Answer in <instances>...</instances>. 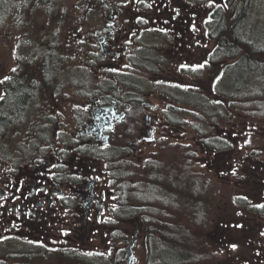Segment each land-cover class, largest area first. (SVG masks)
Segmentation results:
<instances>
[{
	"label": "flooded vegetation",
	"instance_id": "af4514ba",
	"mask_svg": "<svg viewBox=\"0 0 264 264\" xmlns=\"http://www.w3.org/2000/svg\"><path fill=\"white\" fill-rule=\"evenodd\" d=\"M226 1L0 0V263L30 244L45 258L66 249L79 264L77 243L97 231L105 209L103 231L113 235L106 206L116 193L103 187L104 166L183 132L191 114L180 105L221 103L200 82L224 62L204 45L210 14ZM148 75L153 90L143 85ZM142 230L123 239L126 248Z\"/></svg>",
	"mask_w": 264,
	"mask_h": 264
},
{
	"label": "rangeland",
	"instance_id": "374dc122",
	"mask_svg": "<svg viewBox=\"0 0 264 264\" xmlns=\"http://www.w3.org/2000/svg\"><path fill=\"white\" fill-rule=\"evenodd\" d=\"M247 5L250 11L249 18L253 13V24L262 25L260 22H264V0H231L226 3L224 10L232 19ZM204 47H207L211 53L216 43L210 41ZM231 64V61H224L221 65L210 66L208 76L205 75L204 82H200L211 97H214V90L217 89L224 95L220 99L221 104L224 103L222 105L225 106L223 117L207 118L206 123L211 131L204 140L211 142V138L225 139L228 141L227 151L205 150L201 146V138L193 128L192 113L199 111L196 108L180 105L179 109L191 114H184L186 124L183 125L185 127L183 132L173 131L169 133L171 137L157 145H146V149L134 153L131 160L126 162L129 165L123 164L122 161L120 166H115L117 164L114 162L112 169L109 167L110 164L103 165L105 173L102 179L103 187L116 193V198L108 199L106 207L108 210L119 207V187L125 183V173L130 176L126 181L131 184L125 185V189L127 187L125 192L127 197H125L128 200L133 196L129 187H136L139 186L136 184L142 183L143 185L138 189L142 188L141 192L147 193L150 198L147 202L153 204L151 208L153 211L148 217L164 225L184 227L189 233L198 236L200 242L196 243L195 247L199 248L197 253L205 257L199 264H264V235H262L264 218L242 206V199L237 201L238 197H247L243 200L248 205L264 204V113L259 112L258 108L264 111V99L257 104L256 100L240 101L230 97L233 93L230 85L231 77L225 74V70ZM217 76L225 78L220 88L216 87L217 85L213 87L218 83ZM151 80L154 78L146 76L143 85L153 90L154 85ZM147 101L155 103L153 97L148 98ZM140 156L151 159L150 164L157 169L156 180L158 178L162 180L154 182L152 179H146L145 181L146 170L144 171L139 162ZM111 174H114L113 180ZM118 176L123 180L121 181ZM112 183H114L113 189L110 185H106ZM133 191L136 192L137 189ZM147 202L144 203L148 204ZM135 206L147 205L135 204ZM137 217L140 220L136 225L130 222L122 223L114 217L112 224L114 231L111 236L109 231H103L105 223L110 220V212L105 209L101 221L96 224L97 231L90 232L77 244L91 257V264H98L99 258L105 260L102 264H109V258L113 257L115 260L123 258L126 248L123 239H131L130 234L142 225L143 230L134 247V256L137 258L136 264H146L147 227L143 223V214H138ZM91 223L94 224V221ZM234 224H242L243 227H231ZM80 226L82 227V224ZM173 232L177 233L178 230L169 229L166 234L173 235ZM104 241L107 243L103 244ZM51 242L54 245L67 244L63 240H51ZM182 244L187 252L194 247L188 241L182 240ZM233 244L237 245L235 249L231 247ZM20 246L22 245L18 244V248ZM23 246L25 250L36 247L30 244ZM65 253L67 250L63 249L62 253L56 256H46L44 260L31 263L77 264L73 256L70 255L69 258L64 255ZM8 264L20 263L11 261Z\"/></svg>",
	"mask_w": 264,
	"mask_h": 264
},
{
	"label": "trees",
	"instance_id": "16d2710c",
	"mask_svg": "<svg viewBox=\"0 0 264 264\" xmlns=\"http://www.w3.org/2000/svg\"><path fill=\"white\" fill-rule=\"evenodd\" d=\"M229 1L231 0L226 1L227 4ZM248 8L247 5L232 19L229 18L226 11L221 7L216 8L211 12L209 36L212 41L216 42V47L211 56V60L232 62V64L227 66L225 70V74L231 77L230 85L233 91L232 96L230 95L231 98L240 101L256 100L258 104L260 100L262 101V99H264V22H260L262 25L255 26L252 20L253 13L249 18L250 11ZM224 79V76L220 77V81L217 85L221 86ZM216 94L220 99L224 97L222 92L218 89L216 90ZM205 102L206 103H197L195 100L193 102L194 108L199 111V113H192L194 117V131L201 138V146L204 147L205 150L227 151L226 146H228V141L225 139L211 138V142L204 140L211 131L208 123H206L207 118L215 119V116H222L223 107L225 108L222 104L224 103L217 105L212 102V100H205ZM258 108L260 110L259 112L264 113L260 107ZM219 142L221 143L218 144ZM120 165L121 164L117 163L115 166ZM149 167L147 166L146 168L144 175L145 181L146 179H152L154 182L162 180L161 178L156 180V167ZM118 178L121 177L118 176ZM122 180L123 179L121 178V181ZM138 185L139 186L136 187H129L131 190L130 194H133L129 200L126 198L125 185L119 187L120 192L118 193V198L120 204L118 208L113 210V215L115 218L118 217L119 219H125L137 216L141 213L143 214V223L147 227V235L145 237L148 251L146 264H199L205 257H202L200 255L201 253H197L199 248H197V246L195 247V244L200 242L198 236L189 233L184 227L169 224L164 225L155 219L148 217L153 211V209H151L153 204L147 202L150 200L146 195L147 193L143 194L140 190L142 188L138 189L143 184L139 183ZM134 189H137V191L134 192ZM239 200L240 199H237V201ZM241 201V205L246 206L248 211L264 218V208L248 205L243 199ZM144 202H147L148 204ZM135 204L147 206L138 207L135 206ZM169 229H176L178 232H173L175 235H172V233L167 235L166 233ZM182 240L185 242L188 241L191 245H194L191 251L187 252L183 249ZM18 251H24V256L12 257V259H15V263L27 264L45 259L44 250L38 247H32L28 250H19L18 248ZM201 252L203 253V250ZM98 260V264H102V262L105 261L100 258ZM118 260L121 262V257L120 259L118 258ZM91 263V257L82 251L79 264Z\"/></svg>",
	"mask_w": 264,
	"mask_h": 264
},
{
	"label": "water",
	"instance_id": "95a60500",
	"mask_svg": "<svg viewBox=\"0 0 264 264\" xmlns=\"http://www.w3.org/2000/svg\"><path fill=\"white\" fill-rule=\"evenodd\" d=\"M135 243H136V239H133L132 241L129 242L126 248L124 264H136L137 263V258L134 256V251H133ZM110 264H114V261L111 260Z\"/></svg>",
	"mask_w": 264,
	"mask_h": 264
},
{
	"label": "snow or ice",
	"instance_id": "6c2138e0",
	"mask_svg": "<svg viewBox=\"0 0 264 264\" xmlns=\"http://www.w3.org/2000/svg\"><path fill=\"white\" fill-rule=\"evenodd\" d=\"M215 3V0H210V2H209V7H212L213 6V4ZM144 23H147V21L145 20V21H143ZM204 65H199V67H203ZM12 71L14 72V71H16V69L15 68H13L12 69ZM5 79H8L7 77L5 78ZM0 83H3V81H0ZM0 99H2V97H0ZM233 174H235V172H233ZM238 199H247V197H238ZM255 207H259V208H264V204H260V205H254ZM240 213H238V215H239ZM231 227H234V228H242L243 227V225L242 224H234V225H231ZM67 233H65V235H66ZM262 235H264V233H262ZM231 247L233 248V249H235L236 247H237V245H235V244H233V245H231Z\"/></svg>",
	"mask_w": 264,
	"mask_h": 264
}]
</instances>
